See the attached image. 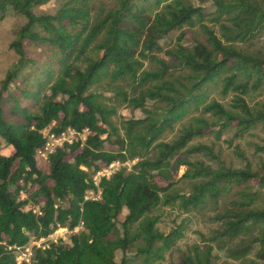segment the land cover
Instances as JSON below:
<instances>
[{
	"label": "trees",
	"instance_id": "obj_1",
	"mask_svg": "<svg viewBox=\"0 0 264 264\" xmlns=\"http://www.w3.org/2000/svg\"><path fill=\"white\" fill-rule=\"evenodd\" d=\"M48 1L0 0V17L13 12L24 20L9 43L16 59L0 80V264H15L8 246H26L58 225L72 230L81 221L67 239L35 248L33 264H153L185 230L181 224L159 231L158 217L152 215L159 206L178 204L188 211L216 201L232 185L264 188V164L257 170L248 162L233 168L210 148H188L213 127L217 136L233 129L235 138L256 127L264 130V106L253 109L245 98L264 83V56L225 44L202 26L207 46H180L171 53L177 64L159 60L163 38L203 18V9L190 0H113L97 13L90 0H66L53 13L36 10ZM213 1L216 18L231 22L222 26L227 40L245 41L264 31V0ZM26 43L40 48L43 58L31 57ZM146 60L159 66L145 70ZM177 70L189 72L184 81L174 78ZM218 79L222 93H232L231 110L216 100L207 102ZM110 98L140 109L143 116L117 126L116 107L104 102ZM147 101L161 105L148 107ZM200 108L216 120L194 117L195 125L162 140ZM47 127L54 132L70 127L85 138L55 148L40 165L37 151L45 144L41 130ZM202 149L216 159L217 168L177 158L182 151ZM256 150L264 152V142ZM235 154L245 160L238 147ZM128 160L129 168L101 178L99 200L84 199L94 188L91 175L113 161ZM180 165L188 166L183 178L200 179L188 194L172 190L173 169ZM258 193L242 191V201L215 215L220 229L203 246H193L186 263L212 264L210 241L234 259L246 258L257 245V256L264 258V207L254 206ZM251 230L257 234L240 238Z\"/></svg>",
	"mask_w": 264,
	"mask_h": 264
},
{
	"label": "rangeland",
	"instance_id": "obj_2",
	"mask_svg": "<svg viewBox=\"0 0 264 264\" xmlns=\"http://www.w3.org/2000/svg\"><path fill=\"white\" fill-rule=\"evenodd\" d=\"M66 0H49L45 4L36 7L39 12L53 13L62 3ZM194 6H199L203 9V18H194L190 24L184 25L178 30H174L169 33L165 38L160 41L161 51L156 53L157 58L164 60L169 64H177V60L173 54L174 50L180 46H186V48L192 50L195 42H201L204 45L207 43V35L202 26H206L210 29L221 41L225 44H231L237 49L259 56H264V31L257 36L241 41V40H227L225 38V31L222 26L230 27L231 22L225 19V17L216 18L215 5L213 0H190ZM91 5L94 8L95 13L98 11L106 10L113 5V0H90ZM23 18L13 12H8L4 17H0V80L5 75L9 66L16 59L15 53L9 48L10 41L14 38L15 30L23 23ZM27 53L31 57L43 58L40 55V48L26 43ZM40 56V57H39ZM42 56V57H41ZM159 64L156 61L144 62L145 70H155ZM187 70H177L174 72V78L180 81H184L188 75ZM125 85V82H121ZM111 96L110 92L105 94ZM232 93H222V80L218 79L210 86L207 102L216 100L221 103L226 109L231 110L230 101ZM246 101L253 109H259L264 106V83L258 90H251L246 95ZM105 103L110 106L116 107V115L113 118L114 123L120 126L121 121L125 118H140L143 113L140 109L131 110L125 107L119 100L105 99ZM148 107H159L161 104L147 101ZM194 117H203L208 121H215L216 119L210 113L202 112L201 108L187 116L180 122L174 124V126L167 130L162 140L171 141L175 139L181 130L188 125H195ZM217 127H213L212 131L206 135L195 137L188 145L189 147L205 146L210 148L214 155L222 160L226 166L233 168H242L245 163L248 162L250 166L257 170L261 164H264V152L256 150V145H261L264 142V130L260 127H256L249 131L240 138L233 136L234 130L227 129L221 133L220 136L216 135ZM239 148L243 152L245 160L240 159L235 154L236 148ZM205 148V149H207ZM199 151H182L177 158L180 160H187L188 162H200L204 165H210L213 168H217L218 164L214 157H212L207 150ZM44 161L39 160V164L42 165ZM175 165V161H171ZM131 161L124 163L127 168L130 167ZM187 165H180L173 169V180L175 181L172 190L181 194H188L191 192L192 185L198 182L200 179H188L183 178L182 174L187 169ZM260 188V189H259ZM259 191L258 198L254 202L256 207H264V188L257 185L248 184L244 185H232L228 192L224 193L216 201L209 200L207 203L198 209H190L188 211L182 209L178 204L169 206H159L153 213V216L158 217L157 228L162 233L169 232L173 227L181 225L185 228L183 236L177 240L175 245L166 251L164 259L157 261L153 264H187L184 260L185 256L189 255L193 249V246H203L206 243L204 239L211 238L216 230L220 229V222L215 219V215L223 212L226 209L234 208L235 202L242 201V191ZM255 228V227H253ZM136 229V225L133 230ZM254 231V230H253ZM252 230L245 236L240 238L249 240L252 236H255L257 232ZM236 242L229 244L225 243L227 247L234 245ZM139 244H142L141 242ZM208 244L213 245V258L212 264H264V258L257 256L259 247L256 245L253 251L249 253L244 259H234L227 255L226 249H220L217 243L210 241ZM134 248H132L133 250ZM122 252L117 250L115 253V260L119 261Z\"/></svg>",
	"mask_w": 264,
	"mask_h": 264
},
{
	"label": "built area",
	"instance_id": "obj_3",
	"mask_svg": "<svg viewBox=\"0 0 264 264\" xmlns=\"http://www.w3.org/2000/svg\"><path fill=\"white\" fill-rule=\"evenodd\" d=\"M50 127L41 130V133L46 137L44 146L37 151V159L45 161L48 155L53 152L57 147H60L66 143L70 144L75 139L83 140L85 138V133L74 130L73 128H66L59 132H54L49 130ZM126 162L113 161L109 165L101 168L93 175H91V180L94 188L87 191L84 199L99 200L101 198V189L99 187V182L102 177H110L114 172H116L120 167L124 166ZM85 169L84 167H82ZM24 197V194H21ZM37 210V207L34 208ZM83 225V222H79L72 230L65 226L58 225L50 234L46 236H41L37 239L32 240L26 246H8V249H12L15 254V264H33L31 257L33 250L35 248L44 249L49 246L51 242H57L59 239L65 240L68 235L72 232H76Z\"/></svg>",
	"mask_w": 264,
	"mask_h": 264
}]
</instances>
